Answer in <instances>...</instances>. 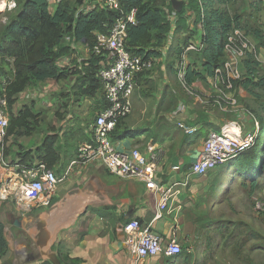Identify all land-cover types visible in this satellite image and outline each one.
<instances>
[{
	"label": "trees",
	"instance_id": "trees-1",
	"mask_svg": "<svg viewBox=\"0 0 264 264\" xmlns=\"http://www.w3.org/2000/svg\"><path fill=\"white\" fill-rule=\"evenodd\" d=\"M92 1L77 0L72 6L66 3V0H61L54 6V11L50 12L47 0H23L19 3L13 18L1 28L0 95L5 96L9 112L4 142L12 138L10 147H18L16 153L4 148V158L11 154L18 157V163L21 165L29 166L32 162L31 152L19 145L18 140L21 137L32 136L38 130L41 123L40 113L36 111L35 103L24 104L14 113L13 106L19 94L47 81H66L71 76H75V80L67 97L77 100L94 99L100 91L101 84L96 77L99 57L90 56L79 71L61 69L57 66L60 58L70 54L69 48L63 46L61 42L64 36H70L76 43L91 48L94 33H106L117 19L135 9L136 24L126 26V50L133 56L154 60L160 58L163 48L167 46L169 50L166 49V53L177 61L184 48L193 41L187 42L186 39L176 48L174 41L179 35H186L190 28H193L192 33L186 38L191 39L194 36L201 44V48L194 54V59L186 64L183 75V83L192 88L194 83L213 77L214 70L223 67L226 61L227 38L234 29H241L240 17L230 10L233 0H185L181 9L175 11L176 22L173 28L168 17L174 8L171 2L167 5L166 0H119V10L110 11L99 7L82 10L92 5ZM188 14L193 15L191 21L186 17ZM170 32L172 41L168 46L166 44ZM253 36L258 40L264 39L258 30L253 31ZM242 65L244 68L242 79H229V83L232 87L240 86L247 93L255 95L254 90L264 88V77L259 73L260 63L252 53H246ZM169 68L173 73L176 72L174 66L170 65ZM148 77L149 72L139 74L136 77L138 86L148 85L150 82ZM170 102L172 104V101ZM96 104H98L96 109L103 108V98L98 99ZM253 117L264 130L263 118L255 114ZM123 121L119 122L112 132L114 141L136 136V131L126 125L123 127ZM206 125L211 126L208 123ZM218 130L215 128V131ZM79 135L65 137L64 140L71 141L72 145L70 142H65L64 145L70 146L71 151H76L78 145L82 143ZM260 135L262 132L257 135L251 148L234 158L236 163L234 161L232 166L236 177L249 182L253 188L258 186V180L264 172V143L259 139ZM59 140L58 134L48 135L35 150V159L49 169H52L59 160ZM109 209L104 207L92 211L102 216L103 211ZM200 219L201 217L199 221ZM4 229V224L0 222V262L9 250ZM53 249L60 264H84L80 258L71 257L62 242H58ZM189 261L190 255L186 251H182L177 258L165 259L166 264H189ZM28 264L50 263L36 260Z\"/></svg>",
	"mask_w": 264,
	"mask_h": 264
},
{
	"label": "built area",
	"instance_id": "built-area-1",
	"mask_svg": "<svg viewBox=\"0 0 264 264\" xmlns=\"http://www.w3.org/2000/svg\"><path fill=\"white\" fill-rule=\"evenodd\" d=\"M60 1L47 0L49 8ZM0 4H4L2 10L16 9L14 0L1 1ZM95 7L110 11L119 10V0H93L92 5L82 10ZM135 12V9H132L125 16L117 19L106 33H94L93 45L91 48L87 47L88 59L90 56L100 58L96 77L101 86L97 93L100 98H103L104 106L94 114V120L90 125L89 141L78 145L75 155L69 162V168L63 176L57 177L52 169L39 161L26 166L19 164V161L10 164L5 160L3 150L9 124V112L5 96L0 95V203H12L15 210L21 214L51 207L59 183L67 178L70 170L99 164L107 173L123 179L137 180L144 184L147 191L157 195V211L153 220L160 219L164 213L174 212L176 198L188 186L189 179H185L183 183L174 182L170 185L158 183L156 176L162 154L152 141H149L142 150L141 147L119 150L112 138V132L117 124L131 114L132 97L138 88L136 77L141 73L150 72L154 62L157 61L133 56L126 50V26L136 24ZM168 18L173 28L176 22L175 11L169 13ZM171 40L170 32L167 43ZM61 42L63 46L69 48L70 54L60 58L57 66L68 69L67 62L71 53L76 50V42L70 36H64ZM200 48L199 43L189 44L184 48L183 53L184 51L198 52ZM248 49L246 35L240 29H234L229 34L225 45L227 53L233 52L231 62L237 64L239 58L243 59L244 55L246 56ZM81 68L79 66L76 69L79 71ZM231 69L232 63L225 61L222 68L214 70V76L211 78L218 81L226 77V82L230 85ZM184 71L185 67L178 71L182 81ZM236 75L235 72L233 77ZM46 83L30 89L31 94L28 92L23 103L37 101L38 107L46 109L59 105L58 96L52 89L47 88ZM186 111V106L179 104L169 118L175 121ZM231 125L223 126L219 132H208L200 154L189 167L188 177L204 176L253 146L255 135L251 132L242 133L239 125H237V133L233 129L230 130ZM176 126L186 135H192L196 131L195 127H189L182 122L176 123ZM172 169L178 170V167ZM257 208L264 211L260 204H257ZM119 232L122 234L121 240L124 246L134 255V261L130 264H143L145 259L156 256L175 258L182 252L181 246L175 239L164 242L149 224L140 223L136 219L121 224Z\"/></svg>",
	"mask_w": 264,
	"mask_h": 264
},
{
	"label": "rangeland",
	"instance_id": "rangeland-1",
	"mask_svg": "<svg viewBox=\"0 0 264 264\" xmlns=\"http://www.w3.org/2000/svg\"><path fill=\"white\" fill-rule=\"evenodd\" d=\"M14 1L15 10L6 8L0 10V30L13 18L19 8V3L23 0ZM238 1L241 0H233L230 4V10L240 17L241 26V19L245 15L240 14L239 8L241 6H237ZM170 2L171 0H166L167 5ZM66 3L74 6L77 0H66ZM53 8H49V11H54ZM253 14L254 12L247 14L248 24L253 21ZM186 17L189 21L193 19L192 14H188ZM240 30L243 32L242 26ZM251 30L255 31L258 28L253 25L250 32ZM192 31L193 28H190L186 35H179L174 41V47L180 46L186 39L187 42L193 41L192 44L196 45L198 40H195L194 36L191 39L186 38ZM258 43H260L259 46L263 47L264 39L258 40ZM166 45L170 46V41ZM248 45L249 49L246 53H252L260 63L258 47L256 48L249 41ZM228 53L225 51L226 62L232 63L229 78L241 80L244 74L241 65L245 55L243 59L239 58L238 63L235 64V62H231L233 52L229 51ZM194 54L197 53L184 51L180 59L176 61L175 58L169 57L165 47L163 48V53L159 59H156L157 61L154 62L149 72L150 82L145 86L141 84L136 89L131 114L123 121V127L124 125L128 126L127 124L144 126L147 133L154 132V129H149L150 125H157L158 129L167 130L172 127V124L164 117L162 120L159 117L173 113L179 104H183L186 108L189 107V115L196 117L193 120L195 125L191 123L190 126L188 125L189 127H195L198 124L204 125L210 119H215L226 122L224 126L234 124L237 127L239 125L242 133L251 132L255 135V139L262 132L259 139L264 143V130L258 121L249 125L245 123V117H243V115L253 116L255 114L264 120V88L254 90L255 95L249 94L240 86L231 87L228 85L226 77L218 81L212 80V82L207 79L197 81L201 84V89H195L193 86V88H189L180 79L178 71L180 68L186 67L187 62L194 59ZM170 65L175 67V73L169 68ZM235 72L237 75L233 77ZM259 73L260 76L264 77V68H262L261 63ZM71 80L62 81L61 90L56 94L59 96V105H53L47 109L36 106V111L41 115L42 123L40 131L38 130L36 136H33L34 142L39 143L40 139L42 140L43 135L41 134L47 128L53 131H63V138L82 135L88 131L94 114L98 112L96 102L100 96H96L94 99H85L86 102L79 104V100L67 97L72 88ZM153 111L154 118L151 117ZM155 111L159 113L157 114ZM175 128L178 133L184 135L181 129L177 126ZM199 133L201 140L205 134V129H201ZM147 137L146 140L150 138ZM65 142H69V140H65ZM234 161L236 163L234 159L225 165L216 167L214 171L203 177L204 194L202 199L198 200V204L203 203L205 206L204 211L201 212L198 229L203 240L196 245L187 243V246L181 247L183 252L186 251L190 255L189 264H264V211L257 208V204H260L261 208L264 209V172L258 180V186L253 188L249 182L236 177L235 169L232 167ZM36 211L38 210L25 214L26 216L21 220L20 228H17L14 226V221L17 220L14 217V205L9 202L0 203V222L6 228L4 232L9 247L8 253L0 264H27L44 257V254L40 255L30 237L36 230L35 225L38 221ZM205 243L208 246L206 250L203 248ZM214 245H216L217 250L221 251V256L216 259Z\"/></svg>",
	"mask_w": 264,
	"mask_h": 264
},
{
	"label": "crops",
	"instance_id": "crops-1",
	"mask_svg": "<svg viewBox=\"0 0 264 264\" xmlns=\"http://www.w3.org/2000/svg\"><path fill=\"white\" fill-rule=\"evenodd\" d=\"M184 1L171 0L173 7L178 6L175 8H179ZM237 6H241L239 8L240 14L245 15L241 19L243 33L246 35L250 44L255 45L256 48L258 47L260 63L262 68H264V46H259L260 43L253 36V31L251 30L252 34L250 32V28L253 25L257 26L264 37V0H241L238 1ZM253 12V21L248 24L247 14L249 15ZM197 31L199 32L200 29ZM75 47L76 50L71 53L70 59L67 62V67L71 71H76V68L79 66L82 67L88 61L87 47L80 43H76ZM166 68L168 69V67ZM241 68L244 71L243 65H241ZM148 78L150 79V77ZM69 79H72L70 84L73 85L75 76H71ZM207 80L212 82L214 78H207ZM61 84H63L62 81H47L46 86L57 94L61 90ZM193 87L195 89H201L202 86L199 82H196L193 84ZM30 91L27 90L17 96V101L13 106L14 113L24 104L35 103V106H38L36 104L37 101L23 103L28 92L31 94ZM133 98L134 95L132 97V107ZM85 99H79V104L86 102ZM156 108H158V105H156ZM155 112L157 114L159 113L157 111ZM170 114L158 117L161 120L164 117L165 120L172 124L171 128L163 130L158 129L157 125H150L149 129H154V132L147 133L144 126L127 124L130 129L136 131V136L114 141V143L119 150H130L136 147L139 148L140 145L143 148L145 144L152 141L160 149L162 154L156 181L161 184L170 185L174 182L183 183L185 179H189L188 186L176 198L174 212L170 214L164 213L160 219L153 220L157 211L158 198L156 194L147 191L143 183L134 179H123L111 175L99 164L87 165L83 168L81 167V169L73 168L70 170L66 180H63L64 182L62 181L57 187L52 206L35 209L38 210L36 211L38 221L35 225L36 230L30 237L40 255L42 256L44 254V257L41 258L42 261H49L50 264H60L53 248L58 242H62L69 255L80 258L84 261V264H130L134 261V255L124 246L119 227L124 222L132 219H136L143 224H149L152 230L164 242H168L173 238L181 247H184V245L187 246V243L196 245L203 240V236L199 234L198 229L199 218L205 206L203 203L198 204V200L202 199L204 194V176L188 177V171L191 163L200 154L203 141L208 132L215 131V128L219 129L216 131L219 132L226 122L210 119L208 124H211V126L208 127L206 124H198L195 126L196 131L192 135H186L184 133L182 135L176 130V123L182 122L189 126L192 123L195 125L193 121L196 118L195 115H189V107L175 121L170 120ZM152 116L153 118L155 117L154 111L151 114ZM243 117H245V123L249 125L252 122L255 123L253 116L243 115ZM40 120L42 123L41 115ZM201 129H205V134L200 140L199 131ZM38 130L32 136L21 137L18 140L19 145L24 147L26 151L29 150L31 152V165L37 161L35 159V150L42 144L44 138L48 135L58 134L60 137L58 143L59 160L53 166L52 170L57 177L63 176L69 168V162L76 151H71L72 148L70 146L66 147L64 145L65 140L62 136L63 131L61 130L53 131L47 128L41 134L43 135L42 140L40 139L39 143L34 142L33 136H36ZM89 133L90 126L86 133L78 137L82 143L89 141ZM147 136L150 137L148 140H146ZM11 142L12 138H8L4 143V148L6 150L11 149L14 153L18 152L17 146L10 147ZM69 142L72 145L71 141ZM144 142L145 144L143 145ZM5 160L10 164L19 161L18 157L11 154L5 156ZM173 167H178V170H173ZM104 207H109L110 209L108 211L104 210L102 216L92 211V209L100 210ZM77 208H80L78 212ZM54 209H58V214L56 215L58 221H65V219L71 216L72 212L76 213V215L74 220L68 224L70 225L69 227L67 225L58 229L53 240V245V242L50 243V240L53 230L51 220L54 217L52 211ZM71 209L72 211H70ZM24 216L26 215L15 210L14 217L20 219V222ZM206 245V243L203 245L204 250H206ZM213 248H215V259L217 257L219 258L221 251L217 250L216 245ZM165 259L166 257L164 256L151 257L145 259L143 264H166Z\"/></svg>",
	"mask_w": 264,
	"mask_h": 264
},
{
	"label": "bare ground",
	"instance_id": "bare-ground-1",
	"mask_svg": "<svg viewBox=\"0 0 264 264\" xmlns=\"http://www.w3.org/2000/svg\"><path fill=\"white\" fill-rule=\"evenodd\" d=\"M3 7H4V4H0V9L2 10L3 9ZM231 127V129L230 130H234V131H236L237 133H238V128L237 127H235L234 126V124L233 125H231L230 126ZM79 199V198H78ZM86 199H88V198H86ZM80 200V199H79ZM91 200V199H90ZM95 201H97V200H95ZM85 202V201H84ZM89 202V201H88ZM62 203V202H61ZM87 203V202H86ZM83 204V203H82ZM85 204V203H84ZM81 208V207H80ZM80 208H77V212L80 210ZM70 211H72V209L70 210ZM61 212V211H60ZM52 214L54 215V217L52 218V220H51V222H52V228H53V230H52V237H51V242H53V240H54V238H55V235H56V232L58 231V229L60 228V227H63V226H67L69 223H71L73 220H74V217H75V215H76V213H73L72 212V214H71V216H69L67 219H65V221H58V220H55L56 219V215L58 214V209H54L53 211H52ZM61 215V214H60ZM59 219V218H58ZM50 237V236H49Z\"/></svg>",
	"mask_w": 264,
	"mask_h": 264
},
{
	"label": "water",
	"instance_id": "water-1",
	"mask_svg": "<svg viewBox=\"0 0 264 264\" xmlns=\"http://www.w3.org/2000/svg\"><path fill=\"white\" fill-rule=\"evenodd\" d=\"M175 7H178V6H175ZM175 7H173V8L176 9V11L179 10V8H180V7L179 8H175ZM20 225H21L20 219L15 220L14 226L20 227Z\"/></svg>",
	"mask_w": 264,
	"mask_h": 264
},
{
	"label": "flooded vegetation",
	"instance_id": "flooded-vegetation-1",
	"mask_svg": "<svg viewBox=\"0 0 264 264\" xmlns=\"http://www.w3.org/2000/svg\"><path fill=\"white\" fill-rule=\"evenodd\" d=\"M15 222V221H14ZM21 226V225H20Z\"/></svg>",
	"mask_w": 264,
	"mask_h": 264
}]
</instances>
